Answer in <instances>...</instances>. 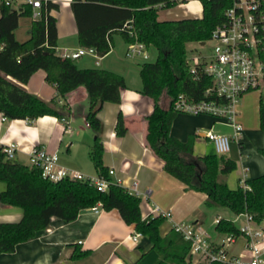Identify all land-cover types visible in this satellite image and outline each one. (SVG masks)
Segmentation results:
<instances>
[{
  "label": "trees",
  "instance_id": "16d2710c",
  "mask_svg": "<svg viewBox=\"0 0 264 264\" xmlns=\"http://www.w3.org/2000/svg\"><path fill=\"white\" fill-rule=\"evenodd\" d=\"M178 1L183 0H71L78 44L83 48L92 47L97 56H103L111 47L114 32L126 43L141 42L145 47H153L154 59L141 62L138 72L140 93L152 103V111L145 116L146 147L163 161V170L178 179L185 189L206 195L204 206L226 207L235 215L246 212L264 230V169L259 176L245 179L248 188L240 184L230 188L217 182L216 176L235 168L232 158L215 153L193 155V135L185 141L170 135V124L178 113L172 108L174 98L183 94L189 101H198L211 86L209 76L198 72L193 77L189 73L186 45L190 41L205 42L231 0H198L202 9L199 18H158L159 9L169 8ZM51 8L56 5L49 1L41 3L40 17L31 21L30 36L18 42L13 29L19 17L31 15L30 7L23 5L22 9L14 10L0 3V113L8 119L23 120L45 114L63 119L68 114L64 103L55 99L45 101L23 88L27 78L38 69L44 70V79L54 85L58 97L82 85L88 98L84 118L94 132L88 157L97 176L110 180L101 160L102 127L97 112L104 102L120 101L124 79L109 70L79 68L73 59L57 54L55 20L48 13ZM258 56L264 72V52ZM261 89L263 98L259 96L257 102L258 123L264 129V77ZM114 127L117 136L126 132L120 113ZM258 152L264 156V148ZM0 182L4 185L0 203L15 206L22 212L16 221L0 222V253L13 252L16 243L46 229L52 216L70 221L79 211L99 204L104 210L117 209L125 224H133L136 232L147 237L157 257L152 264H189L185 257L189 242L172 228L161 236L159 227L164 217L141 219L139 198L119 183L111 182L101 191L82 179L62 178L56 182L43 179L38 168L7 159L2 146ZM214 229L223 235L238 233L233 222L222 218L217 219ZM130 264L141 263L136 260ZM196 264L221 263L202 260Z\"/></svg>",
  "mask_w": 264,
  "mask_h": 264
},
{
  "label": "crops",
  "instance_id": "0c3cea01",
  "mask_svg": "<svg viewBox=\"0 0 264 264\" xmlns=\"http://www.w3.org/2000/svg\"><path fill=\"white\" fill-rule=\"evenodd\" d=\"M45 1L56 5L48 13L55 20L57 54L83 48L77 41L71 0H41V3ZM201 15L198 0L178 1L158 12L159 19L167 20L199 18ZM33 19L31 15L19 17L13 29L16 41L28 39ZM110 44V49L103 56L85 53L74 58L79 68L109 70L123 77L125 82L124 88L119 91L120 101L104 102L97 112L102 127L100 140L103 166L107 170L112 169L111 177L119 179V184L139 198L141 219L158 216L150 212L152 206L170 213V217H164L159 227L161 236L169 232L172 222L196 223L205 230L210 242L217 244L223 237L214 229L217 219L230 220L238 226L244 223L243 217L235 219L236 215L226 207L204 206V193L185 189L178 179L163 170V161L153 155L144 142L145 116L152 111V103L148 96L140 93L138 72L140 63L147 58L127 56L128 44L118 33L111 34ZM150 47H145L146 54ZM137 59L143 61L138 62ZM44 75L43 69L34 71L22 85L23 88L45 101L55 99L58 103H64L68 114L63 119L45 114L32 120H23L3 119L0 113V146L13 144V159L26 165L32 148H45L56 152L59 166L88 177H98L88 157L94 132L84 118L88 106L85 88L78 85L66 92L64 97H58L54 85L47 82ZM247 93L240 97L236 105L235 121L242 125L239 142L231 141L229 150L224 154L235 161V168L216 176L217 182L230 188L239 185L242 177L248 179L259 176L264 169V156L258 152L259 148H264V129L258 123V106L250 104L245 97ZM252 111L256 115L254 120ZM118 113L126 126L122 136L115 134L114 124ZM170 125V135L180 141L194 136L193 155L214 153L213 144L203 136L206 131L224 135L232 133L229 123L209 114L178 112ZM197 138L204 140L203 143H197L198 153L195 152ZM3 186L0 184V190ZM21 215L19 208L0 203V222H13ZM209 226L213 227L211 233ZM134 233H138L134 225L125 224L117 209L104 210L100 206H96L95 210L86 208L70 221L50 217L46 229L26 241L16 243L13 252L0 253V264H130L136 260H140L141 264H152L157 257L151 242L141 234L133 240L131 236ZM238 238L241 242L235 245ZM244 243L245 238L237 236L228 244L230 248L226 247L227 254L245 255ZM261 245L264 247V237Z\"/></svg>",
  "mask_w": 264,
  "mask_h": 264
},
{
  "label": "built area",
  "instance_id": "2783aa9c",
  "mask_svg": "<svg viewBox=\"0 0 264 264\" xmlns=\"http://www.w3.org/2000/svg\"><path fill=\"white\" fill-rule=\"evenodd\" d=\"M0 3L14 10L28 5L31 17L34 19L40 17L41 0H0ZM207 40L212 42L208 54L186 59L189 73L193 77H197L198 72L209 76L211 86L204 90V98L198 101H189L183 94H178L172 102V108L187 114H209L229 123L232 128L231 135L218 134L212 130L206 131L203 135L205 140L213 144L215 154L224 155L229 150L231 141L239 142L242 125L235 121V117L236 105L240 97L246 92L262 87L264 72L258 55L264 52V0H231L223 11L221 21L211 30ZM127 44V56L147 58L143 43L129 42ZM85 53H95V51L92 47L77 48L72 52H63L59 55L74 60ZM2 150L7 159L13 158L15 151L13 144L3 146ZM27 162L39 169L41 178L54 182L62 178L82 179L101 191L105 190L111 182L119 183V179L111 177L112 169L107 170L110 180L99 176L88 177L59 166L56 152L41 147H34L29 151ZM244 181L245 178L242 177L239 184L242 188H248ZM96 206L99 204H95L91 209L95 210ZM151 208V213L170 217L168 211L157 206ZM238 217H243L244 223L236 226L237 235L224 234L217 244L210 242L205 230L196 223L172 222V230L189 242L186 261L189 264H196L202 260L221 264H264L262 257L264 247L261 245L264 230L261 223L254 222L251 215L246 212L236 214L235 219ZM137 236L139 233H134L131 238L135 240ZM237 236L245 238L243 247L245 255H229L226 252L228 244Z\"/></svg>",
  "mask_w": 264,
  "mask_h": 264
},
{
  "label": "rangeland",
  "instance_id": "374dc122",
  "mask_svg": "<svg viewBox=\"0 0 264 264\" xmlns=\"http://www.w3.org/2000/svg\"><path fill=\"white\" fill-rule=\"evenodd\" d=\"M211 45H212V42H210L209 40H205V43L203 45H201L199 42L190 41L186 45V54H187L186 57L189 58L191 56H204V55H206V54H208L210 52ZM154 57H155V53H154L153 48L152 47L148 48V54H147L146 61H152L154 59ZM137 60H138V62L143 61L141 59L140 60L137 59ZM259 96H262V98H263V90L261 88H258V89L254 90V91H250L249 93H247L245 95V97H247L249 99L250 104H252L253 107H254V104L257 105ZM162 102L165 104L166 103V99H163ZM251 114H252V119L254 120L256 115H255V113H253V111L251 112ZM196 141L197 142L195 143V147H196L195 148V152L198 153V147L199 146H198L197 143H199V142L203 143L202 141H204V140L197 138ZM0 184L3 185L1 182H0ZM211 232H213V227L209 226V233H211ZM240 242H241V239L238 238V240H237L235 245H238V243H240ZM228 248H230V247L228 246ZM228 248H226V249H228ZM237 248L239 249V247H237ZM263 258H264V255H263Z\"/></svg>",
  "mask_w": 264,
  "mask_h": 264
},
{
  "label": "water",
  "instance_id": "95a60500",
  "mask_svg": "<svg viewBox=\"0 0 264 264\" xmlns=\"http://www.w3.org/2000/svg\"><path fill=\"white\" fill-rule=\"evenodd\" d=\"M205 42H200L201 45H203Z\"/></svg>",
  "mask_w": 264,
  "mask_h": 264
}]
</instances>
